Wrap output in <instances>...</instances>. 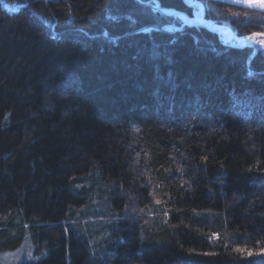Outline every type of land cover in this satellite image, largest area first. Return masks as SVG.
Returning <instances> with one entry per match:
<instances>
[{
	"label": "trees",
	"instance_id": "trees-1",
	"mask_svg": "<svg viewBox=\"0 0 264 264\" xmlns=\"http://www.w3.org/2000/svg\"><path fill=\"white\" fill-rule=\"evenodd\" d=\"M187 1L0 0V256L264 264V55L154 8Z\"/></svg>",
	"mask_w": 264,
	"mask_h": 264
},
{
	"label": "rangeland",
	"instance_id": "rangeland-1",
	"mask_svg": "<svg viewBox=\"0 0 264 264\" xmlns=\"http://www.w3.org/2000/svg\"><path fill=\"white\" fill-rule=\"evenodd\" d=\"M222 2H227L233 5L237 6H243L249 9H255V10H261L264 11V8H261L259 6H251L249 7L248 4L245 2V0H217ZM189 4L193 6V16L192 17H186L183 14H172V10H163L158 8L157 4L154 6V8H157V11L159 10L161 13L166 15H172L177 17L179 20H181L186 25H197V26H206L210 30L216 32L219 35V38L222 43L224 44H231V45H249L252 48L259 50L264 55V45H262L259 41L264 40V35H261L256 38H252L253 34L250 35H244V36H235L234 33L231 31V29L227 26L223 25H217L213 22L204 19L203 17V7L201 3L195 2L192 0L187 1ZM29 249H27L26 244H24L23 247L19 250V252L12 253V254H4L0 256V260L2 264H18L20 261L25 260L29 256ZM21 252V253H20ZM23 253V254H22Z\"/></svg>",
	"mask_w": 264,
	"mask_h": 264
},
{
	"label": "snow or ice",
	"instance_id": "snow-or-ice-1",
	"mask_svg": "<svg viewBox=\"0 0 264 264\" xmlns=\"http://www.w3.org/2000/svg\"><path fill=\"white\" fill-rule=\"evenodd\" d=\"M245 2L248 4L249 7L251 6H259L261 8H264V0H245ZM261 35V33H254L252 38H256L259 37ZM262 45H264V40L259 41Z\"/></svg>",
	"mask_w": 264,
	"mask_h": 264
},
{
	"label": "water",
	"instance_id": "water-1",
	"mask_svg": "<svg viewBox=\"0 0 264 264\" xmlns=\"http://www.w3.org/2000/svg\"><path fill=\"white\" fill-rule=\"evenodd\" d=\"M159 11V10H158ZM173 13L172 14H182V13H179V12H177V11H172ZM184 16H185V14H183ZM187 17V16H186ZM188 18V17H187Z\"/></svg>",
	"mask_w": 264,
	"mask_h": 264
}]
</instances>
